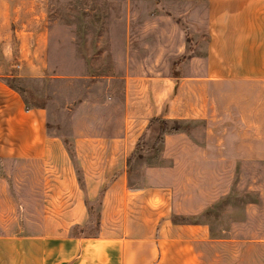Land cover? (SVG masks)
Returning <instances> with one entry per match:
<instances>
[{
	"label": "rangeland",
	"instance_id": "rangeland-1",
	"mask_svg": "<svg viewBox=\"0 0 264 264\" xmlns=\"http://www.w3.org/2000/svg\"><path fill=\"white\" fill-rule=\"evenodd\" d=\"M207 9L205 0H0V73L36 74L22 54L42 36L44 77L7 82L28 103L45 105L48 133L72 144L77 135L124 129L122 75L150 82L128 94L157 118L131 161L128 186L170 188L174 220L209 227L220 241L199 246L205 264H264V85L202 76ZM160 120L168 130L161 137ZM17 165L36 170L42 162ZM45 165L44 180L20 168L5 174L14 212L0 227L40 231L43 214L68 208L72 197L54 184L61 164L51 157ZM100 191L70 235H96Z\"/></svg>",
	"mask_w": 264,
	"mask_h": 264
},
{
	"label": "crops",
	"instance_id": "crops-1",
	"mask_svg": "<svg viewBox=\"0 0 264 264\" xmlns=\"http://www.w3.org/2000/svg\"><path fill=\"white\" fill-rule=\"evenodd\" d=\"M205 1L208 43L206 74L202 76L243 81L252 87L264 85V0ZM43 45V37L38 36L30 50L22 54V60L36 68V74L30 77H44ZM23 70L0 73V224L13 220V200L5 179L12 169L41 173L44 180L47 159H57L61 167L54 184L66 190L64 196L68 193L72 201L60 213L43 214L40 231L0 227V264H205L199 246L220 241L211 236L209 227L174 220L170 188L128 186L126 159L151 120V113L141 108L138 97L131 101L128 94L132 86L150 87L151 83H132L129 75H122L124 129L118 133L77 135L72 144L48 133L45 105L28 103L7 82L12 77H29ZM128 120H132L130 127ZM109 144L115 148H102ZM119 156L123 158L119 165L113 159L109 162V157ZM90 157L96 160L88 164L86 158ZM28 161L42 162V166L34 170L17 165ZM100 189L96 235H70L72 227L88 219V202ZM113 219L122 221V227L111 229L104 224ZM58 221H66L65 228Z\"/></svg>",
	"mask_w": 264,
	"mask_h": 264
},
{
	"label": "trees",
	"instance_id": "trees-1",
	"mask_svg": "<svg viewBox=\"0 0 264 264\" xmlns=\"http://www.w3.org/2000/svg\"><path fill=\"white\" fill-rule=\"evenodd\" d=\"M184 59V58H183ZM157 119L156 117L152 118L149 122V125L155 120ZM161 123H160V130H159V136H163L168 130H167V126H166V121L165 120H160ZM144 138V133L140 136L137 144H136V147H135V150L132 152V154L126 159V165H127V168H128V171L130 170V165H131V161L133 159V157L135 156L136 152H137V149H138V146H139V143L140 141ZM67 144V143H66ZM0 163H1V159H0ZM98 216L99 214L97 213V222H98V226H99V220H98ZM99 228V227H98ZM89 236V235H88ZM87 236V237H88Z\"/></svg>",
	"mask_w": 264,
	"mask_h": 264
}]
</instances>
